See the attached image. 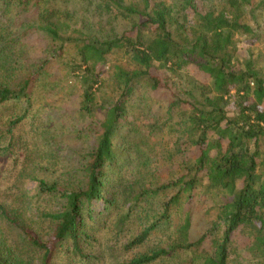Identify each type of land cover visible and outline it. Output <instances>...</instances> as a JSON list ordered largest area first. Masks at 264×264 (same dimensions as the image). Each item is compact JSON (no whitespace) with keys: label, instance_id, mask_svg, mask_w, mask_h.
Listing matches in <instances>:
<instances>
[{"label":"trees","instance_id":"obj_1","mask_svg":"<svg viewBox=\"0 0 264 264\" xmlns=\"http://www.w3.org/2000/svg\"><path fill=\"white\" fill-rule=\"evenodd\" d=\"M87 1L95 13L93 17L129 19V29L121 36L100 40L90 35L84 20L76 21L70 9L66 13L57 0H0V10L7 14H25L21 23L13 18L9 21L20 24L16 32H10L9 27L5 34L0 29V42L17 53L22 61L17 66L24 67L20 82L12 84L11 74L18 62L8 58L4 78L9 80L0 79V104L28 101L35 83L50 75L52 58L58 61L56 57L65 42L73 43L76 54L61 64L63 70L78 72L83 87L81 109L88 113L86 116L95 107L92 92L102 86L96 66L106 65L107 54L123 50L133 65L127 71L118 68L112 75L115 99L108 106L96 105L104 110V117L87 126L90 136L86 133V137L93 139V146L81 167L83 188L67 191L64 210L51 216L54 228L50 238L43 242L29 230H22L34 249L41 251L40 264H53V258L64 247L72 256L87 257L86 246L93 240L85 229L87 220L94 216L91 204L104 201L105 208L111 205L106 181L118 180L110 178L108 172L125 153L131 157V152L137 164L133 169L118 166L116 176L123 183L118 182H129L130 187L140 161L149 171L144 178L153 176L155 180L151 178L138 195L146 202L159 194L166 195L159 201L162 213L158 221L144 226L135 242L140 244L151 230L169 225L174 226L177 238L123 264H151L161 258L172 264L168 261L173 255L179 251L192 254L191 249L197 251L192 254L197 264H264V77L252 58L241 62L237 55V37L256 39V32L242 21L243 10L251 17L256 11L264 12V0H220L217 6L204 0ZM63 17L67 19L59 24ZM30 35L43 38L44 50L52 55L38 58L28 42ZM7 64L9 68H5ZM181 72L184 76L176 82L173 78ZM144 79L152 97L167 101L158 110L159 116L155 112L148 129V120L143 121L144 107L129 106L132 119L126 115L136 84ZM160 114L168 117L169 124L160 125L153 133ZM175 117L180 121L174 122ZM20 121L11 122L10 129ZM121 128H126L127 134L122 135ZM163 130L167 136L164 142L157 139ZM150 143H160L158 154L139 152L141 146ZM169 144H173V153L167 149ZM157 156L169 162L177 157L178 175L163 185L157 172L150 170L154 164L150 159L155 161ZM214 189L227 192L231 200L209 205L204 214L214 212L215 218L204 223L205 228L197 236H190V222L198 214L195 205L206 204L203 199L196 201L195 191L206 190L203 194L208 196ZM172 210L178 216L175 224ZM173 235L168 236L169 240ZM242 237V248L233 249V240ZM193 259L182 264H193L189 263ZM0 264L9 263L0 258Z\"/></svg>","mask_w":264,"mask_h":264},{"label":"rangeland","instance_id":"obj_2","mask_svg":"<svg viewBox=\"0 0 264 264\" xmlns=\"http://www.w3.org/2000/svg\"><path fill=\"white\" fill-rule=\"evenodd\" d=\"M57 2L66 13L67 8L70 9L68 11L76 21L84 20L89 27L90 35L96 39L108 40L117 35L121 36L131 25L129 19L112 20L105 16L100 18L97 15L93 17L95 13L87 0H57ZM204 2L217 6L220 0H204ZM24 17L25 14L13 15L0 10V29L5 34H8L6 29L9 27L10 32H16L19 30L20 24L12 25L9 21L13 18L16 23H21ZM66 19L63 17L58 23L61 24ZM242 21L250 25L256 32V39L250 40L246 36L237 37V55L241 62L245 58H252L256 68L261 71L264 77V12L256 11V14L251 17L243 10ZM50 22L56 23L57 21L51 19ZM83 26L84 23H82ZM28 42L38 53L36 54L38 58L44 57L46 54L52 55L51 52L46 53L44 50L46 43L43 38L30 35ZM4 45L5 42L1 41L0 79L1 82L9 80L4 78L6 74L4 66L9 61L8 58H11L18 62L14 64L13 68L16 70L11 74L13 75L12 84H17L21 80L24 67L17 66L22 61L17 58V53H13ZM75 54L73 43L65 42L61 53L56 57L58 61L52 58L49 66L50 75L43 76L39 82L35 83L28 101L23 99L0 104V258L8 261L9 264H40L41 251L34 249L22 230H29L43 242L50 238L54 228L51 216L64 210L67 204V191L73 188H83L84 175L81 167L87 159V151L93 146V139L86 137L87 126L104 117V110L99 109L96 105L108 106L115 99L114 90L116 88L112 77L114 72L118 68L126 71L133 68L123 50H114L107 54L106 65L98 64L96 66L102 86L92 92V102L95 107H93V112L91 108V113L86 116L88 113L81 109L83 87L77 78L78 72L63 70L61 64V62L66 63ZM5 68H9L8 64ZM183 76L184 74L181 72L177 78L173 79L178 82V79ZM147 82L144 79L136 84V87L134 86L133 97L129 104L126 102L125 105L128 104L126 106L128 119H132V107L129 106H136L137 109L145 108L143 121L148 120V126H146L148 129L153 123L155 112L158 113V110L160 112L166 106L167 101L152 97ZM17 119L21 121L10 129L11 122ZM176 121H180V118L175 117L174 122ZM162 124H169L168 117L164 118L162 115L159 117L153 133ZM164 133L165 130L160 132L157 139L163 142L167 140ZM121 134H127L126 128H121ZM159 145L160 143L143 145L139 148V152L151 155L157 151L156 154H158L161 149ZM167 149L173 153V144H169ZM131 154L132 156L129 157V154L125 153L118 160L119 163L111 167L112 170L108 172L110 178L123 183L116 176L118 172L116 168L121 166L133 169L137 164V158L133 152ZM176 159L177 157L175 162L174 160L169 162L160 156H157L155 161L150 159L154 163L150 165V170L157 172L161 185L178 175L179 168L176 166ZM141 165L142 163L138 161V169L130 187H128L129 182L123 185L110 179L106 181L105 190L107 197L112 202L110 206L105 208L104 201L92 202L91 209L94 211L95 217L92 214V219L87 220L85 224L86 231L93 236V240L86 246L85 255L87 257L80 259L72 256L69 250L64 247L53 258V264H123L176 240L177 235L175 237L173 235L175 228L169 225L151 230L142 243L135 242L140 231L145 228L144 226L153 220L158 221L162 213L159 201L163 196L166 197L165 194H159V197L152 202H146L138 195L140 188L144 186L146 189L150 179H154L153 176L144 178V173L149 171ZM171 173L175 175H171ZM213 191V194L208 196L204 195L207 194L206 190L195 191L196 201L203 199L206 204L195 205L198 214L190 222L187 231L190 236H197L196 233L201 231V228H205L204 223L215 218L214 212L207 216L204 214L209 205L225 203L232 198L222 190L214 189ZM170 215L173 224H175L178 221V216L174 210ZM170 234L173 235L171 240L168 238ZM243 239L244 237L235 238L233 249L240 250L243 246L241 244ZM191 250L192 254L197 252L194 251L195 249ZM177 253L168 262L182 264L195 258L189 263H198L196 256L190 253L184 251ZM161 260L151 264L167 263L165 259L161 258Z\"/></svg>","mask_w":264,"mask_h":264}]
</instances>
